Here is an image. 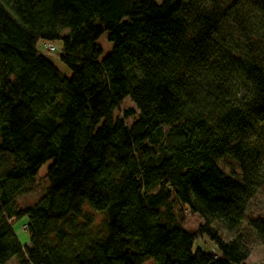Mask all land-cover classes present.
I'll return each instance as SVG.
<instances>
[{
	"label": "trees",
	"instance_id": "16d2710c",
	"mask_svg": "<svg viewBox=\"0 0 264 264\" xmlns=\"http://www.w3.org/2000/svg\"><path fill=\"white\" fill-rule=\"evenodd\" d=\"M39 41L62 43L69 76ZM47 161L45 194L18 208ZM263 187L264 0H0V264H245L225 233Z\"/></svg>",
	"mask_w": 264,
	"mask_h": 264
},
{
	"label": "rangeland",
	"instance_id": "374dc122",
	"mask_svg": "<svg viewBox=\"0 0 264 264\" xmlns=\"http://www.w3.org/2000/svg\"><path fill=\"white\" fill-rule=\"evenodd\" d=\"M64 32H68V29H64ZM97 43L100 48H102V54L100 59L105 57L106 54L111 52L113 49L112 42L109 41L107 32L99 36ZM52 44L54 46L53 50H49L48 45ZM62 43L60 41H50L49 43L44 41H39L37 44V51L44 54V56L55 65V67L60 71L62 75L69 76L71 71L69 68L59 60V54L61 53ZM130 107L135 108V103L131 101L130 97L124 98L119 108L114 111V117L116 119L123 118V111L129 109ZM134 117L131 116L130 119L124 118L126 124L130 125ZM51 161L45 162L39 169L38 173L35 175L33 180V185L30 190L24 192L23 195L18 196L15 199V205L18 208H25L26 206L36 205V202L45 194L46 186H48L49 181L47 178V166ZM219 168L228 175H233L235 178H240L241 172L239 170L238 162H236L231 156H224L218 161ZM248 208L245 211L244 219L233 229V231H226L227 237H233L234 235H240L241 238L246 241L248 247L250 248V255L247 257L245 264H257L264 263V187L258 192L253 199L250 200ZM173 217L176 223H181V227L188 231H195L200 222L201 218L197 214L189 213L185 216L184 220L181 219L179 213V205L172 203ZM86 215L92 217L93 223L97 229L104 231V225L106 220V214L103 212H98L90 209L89 206L84 205L82 210ZM26 222L25 218L16 220L12 227L14 228L17 237H19L22 245H26L29 240V235L27 230L22 228V224ZM195 245L202 248L203 250L212 251L214 249V243L203 236V239L196 240ZM7 264H20L19 259H12Z\"/></svg>",
	"mask_w": 264,
	"mask_h": 264
},
{
	"label": "built area",
	"instance_id": "2783aa9c",
	"mask_svg": "<svg viewBox=\"0 0 264 264\" xmlns=\"http://www.w3.org/2000/svg\"><path fill=\"white\" fill-rule=\"evenodd\" d=\"M48 48H49V50H53V49H54V46H53L52 44H49V45H48ZM22 228H23L24 230H26L27 226H26L25 223L22 224Z\"/></svg>",
	"mask_w": 264,
	"mask_h": 264
}]
</instances>
